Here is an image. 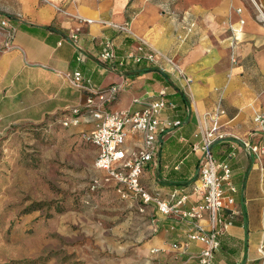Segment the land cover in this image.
Masks as SVG:
<instances>
[{
  "label": "crops",
  "instance_id": "crops-1",
  "mask_svg": "<svg viewBox=\"0 0 264 264\" xmlns=\"http://www.w3.org/2000/svg\"><path fill=\"white\" fill-rule=\"evenodd\" d=\"M264 7V0H259ZM24 19L5 15L14 28L11 47L0 56L2 117L32 122L55 119L75 108L84 111L77 133L93 129L98 120L84 110L87 99L109 111L141 107L134 99L150 102L165 91L168 106L160 115L158 155L144 168L141 181L149 192L167 198L178 190L188 196L182 212L204 202L199 165L203 157L209 114L224 110L212 152L228 162L236 188L232 209L239 213L219 237L212 264H264V155L246 143L264 145V12L251 0H20ZM241 10V11H239ZM3 18V19H4ZM244 21L242 23L241 21ZM233 29L238 40L233 45ZM76 35V40H69ZM104 39L113 41L116 58L102 62ZM140 47L156 55L153 62L127 58ZM80 53L83 59L78 60ZM122 60H125L121 63ZM80 71L86 88L74 86L68 73ZM120 86L116 97L102 100L96 91ZM180 120L181 125L169 126ZM143 143L140 132L126 138L129 150ZM260 153V150H259ZM98 170V169H97ZM100 178L106 172L98 170ZM122 202L148 213L149 243L166 264H199L203 245H186L187 233L197 223L211 228L208 210L201 218L167 217L155 204L132 199ZM225 189L229 192L227 186Z\"/></svg>",
  "mask_w": 264,
  "mask_h": 264
},
{
  "label": "rangeland",
  "instance_id": "rangeland-1",
  "mask_svg": "<svg viewBox=\"0 0 264 264\" xmlns=\"http://www.w3.org/2000/svg\"><path fill=\"white\" fill-rule=\"evenodd\" d=\"M8 14L25 18L20 0H0V56ZM5 112L0 264H166L151 252L148 213L129 209L100 178L93 144L53 118L37 123Z\"/></svg>",
  "mask_w": 264,
  "mask_h": 264
},
{
  "label": "built area",
  "instance_id": "built-area-1",
  "mask_svg": "<svg viewBox=\"0 0 264 264\" xmlns=\"http://www.w3.org/2000/svg\"><path fill=\"white\" fill-rule=\"evenodd\" d=\"M241 11V10H239ZM244 23V21H241ZM1 25L9 31L8 48L11 47L14 28L11 27L8 17L1 20ZM233 41L235 45L238 40L236 34L241 29H233ZM77 36L72 35L69 40H76ZM103 47L100 53L102 62H110L116 58L113 41L104 39L101 42ZM128 59L133 62L147 60L153 62L156 55L140 47L139 53L131 52L127 55ZM83 59L80 53L78 60ZM125 60H122L123 63ZM67 77L72 81L74 86L86 88L85 82L88 81L80 71L68 73ZM120 90V86L112 85L107 89L96 91L93 94L98 95L102 100L112 101ZM165 91L160 93V97L150 101L141 102L134 99L135 103L141 104L140 108L134 110H124L112 112L108 109L98 106L94 103V97L87 99L84 110L92 114L98 120L96 126L80 133L83 141L93 144L97 149L95 159V168L106 172L103 178L104 183L114 185L116 191L123 199H132L142 205L155 204L157 209L167 217L183 216L189 218H201V210H208L211 220V228L205 229L195 223L194 227L187 233L188 241L186 245L194 241L203 243L197 256L199 264H212L215 251L220 246L219 237L225 232L230 225V221L224 214L225 210H230V218L239 213L238 210L232 209L234 205V196L236 188L232 183V169L228 162L218 161L212 152V146L216 140L224 139L220 129V117L224 110L209 114L212 124L205 128V137L203 140V157L199 165L200 187L202 189L204 202L199 209L192 208L182 212V206L187 201L188 196L178 190H174L169 197L162 198L154 195L147 190L142 184L141 177L144 168L152 161L159 152L161 143L160 132V115L168 106H174L167 102ZM84 111L75 108L70 112L64 113L62 124L64 126L78 124ZM256 121L263 122L264 117L259 115ZM180 120L169 122V126L181 125ZM130 132H140L143 136V143L138 150H129L126 147V138ZM246 147L254 154L264 155V145L261 149L246 143ZM260 150V153H259ZM229 189V192L225 189ZM186 264V263H180Z\"/></svg>",
  "mask_w": 264,
  "mask_h": 264
},
{
  "label": "trees",
  "instance_id": "trees-1",
  "mask_svg": "<svg viewBox=\"0 0 264 264\" xmlns=\"http://www.w3.org/2000/svg\"><path fill=\"white\" fill-rule=\"evenodd\" d=\"M142 62V61H141ZM141 62H136V63H141ZM107 89V88H106ZM103 90V89H102Z\"/></svg>",
  "mask_w": 264,
  "mask_h": 264
}]
</instances>
